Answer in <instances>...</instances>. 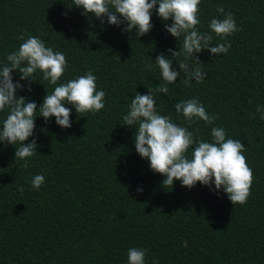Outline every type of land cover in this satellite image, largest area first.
Instances as JSON below:
<instances>
[{
	"label": "trees",
	"instance_id": "obj_1",
	"mask_svg": "<svg viewBox=\"0 0 264 264\" xmlns=\"http://www.w3.org/2000/svg\"><path fill=\"white\" fill-rule=\"evenodd\" d=\"M0 264H264V0H0Z\"/></svg>",
	"mask_w": 264,
	"mask_h": 264
}]
</instances>
